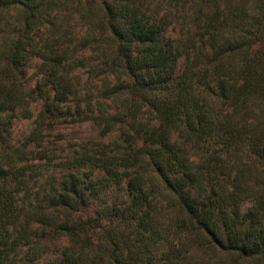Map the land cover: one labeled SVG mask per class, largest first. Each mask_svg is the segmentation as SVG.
<instances>
[{
  "label": "trees",
  "instance_id": "1",
  "mask_svg": "<svg viewBox=\"0 0 264 264\" xmlns=\"http://www.w3.org/2000/svg\"><path fill=\"white\" fill-rule=\"evenodd\" d=\"M146 1L0 0V264L42 239L69 241L58 264H264V0H164L177 34ZM69 117L117 139L35 188L29 148Z\"/></svg>",
  "mask_w": 264,
  "mask_h": 264
},
{
  "label": "rangeland",
  "instance_id": "2",
  "mask_svg": "<svg viewBox=\"0 0 264 264\" xmlns=\"http://www.w3.org/2000/svg\"><path fill=\"white\" fill-rule=\"evenodd\" d=\"M149 12L152 10H158V17L165 16L166 21L169 24L168 30L172 34H177L176 24L181 23L183 16L181 12L178 13V4L174 3L173 5H167L164 0H147L146 5ZM38 59H35L29 66L27 74L24 77L25 84L27 89H34L36 86V80L40 76L38 73ZM41 108V104L33 103L31 105V110L34 112L32 117H26L22 114V111H19L16 117L12 119V129L11 136L12 140L16 144L24 142L30 135L32 129L35 126V117L38 111ZM69 117L67 120H62V124L59 125L56 129L46 130V138L48 139V148H45L47 152L37 153L38 150L42 148L40 145L35 146L34 143L31 144L29 150L33 151L36 156H43L41 159L34 158L30 164H37L38 166L29 168V171L33 173V182L35 183V188L42 187V183L45 180L44 184L48 186H55L59 184L64 176L70 172V169H63L62 165L64 159L67 156H71L74 151L79 153L88 152L92 154L94 151L102 150V148H97L95 141L111 142L117 139V133H110L107 136H102L100 134V128L91 123V122H73ZM44 154V155H41ZM83 154V153H82ZM93 169L90 166L85 165L80 169V174H82L85 180L92 179L91 174ZM126 187L125 183L120 185L111 184L107 188H102L99 196L107 200H119L125 196ZM97 205V203H95ZM94 207L85 206L81 208V213L85 216L94 215ZM40 236V233L37 235ZM39 247L35 250L27 249L26 252L18 249V260L17 264H58V254L64 246L69 244V241L66 239H61L58 241H53V239H42L38 240ZM26 250V249H25ZM38 254V255H37ZM14 255V254H13ZM37 261H34L35 258Z\"/></svg>",
  "mask_w": 264,
  "mask_h": 264
}]
</instances>
